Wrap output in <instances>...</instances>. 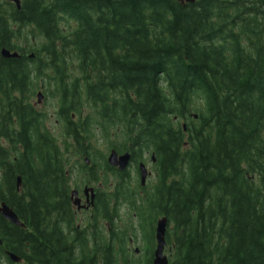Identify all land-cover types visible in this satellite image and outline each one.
Here are the masks:
<instances>
[{"label": "trees", "instance_id": "1", "mask_svg": "<svg viewBox=\"0 0 264 264\" xmlns=\"http://www.w3.org/2000/svg\"><path fill=\"white\" fill-rule=\"evenodd\" d=\"M2 48L0 201L25 227L0 215V264H152L164 216L169 264H264V0H0ZM97 137L154 156L155 183ZM75 171L99 194L64 229Z\"/></svg>", "mask_w": 264, "mask_h": 264}, {"label": "water", "instance_id": "2", "mask_svg": "<svg viewBox=\"0 0 264 264\" xmlns=\"http://www.w3.org/2000/svg\"><path fill=\"white\" fill-rule=\"evenodd\" d=\"M17 4V7H20V0H12ZM187 2H194L195 0H186ZM0 55L5 58H17L19 57L18 52H11L9 49L3 48L0 50ZM44 96L41 92L38 93V102H42ZM186 125H184V128ZM131 161V153L126 152L124 154H118L115 150H111L108 156V163L111 166L117 167L120 171H124L127 169ZM140 175H141V184L145 185L146 179L148 177V170L144 163L139 165ZM21 179L18 178V186L20 185ZM77 191H72V196L76 195ZM94 198V197H93ZM93 203V202H92ZM74 204H80L79 199L74 200ZM80 208V206L78 207ZM0 214L13 223L16 226L24 227V223L21 222L16 212L9 207L5 202L0 203ZM168 226V219L167 217H162L157 221L156 228H155V241L156 247L153 254V261L152 264H169L168 256L165 253L166 248V231ZM3 244V241L0 238V245ZM138 252L139 249H136ZM8 256L13 262H21V258L14 253L8 252Z\"/></svg>", "mask_w": 264, "mask_h": 264}, {"label": "flooded vegetation", "instance_id": "3", "mask_svg": "<svg viewBox=\"0 0 264 264\" xmlns=\"http://www.w3.org/2000/svg\"><path fill=\"white\" fill-rule=\"evenodd\" d=\"M46 98V95H45ZM41 103L38 102H34V105L36 106V108L40 111H43V109H40L38 106ZM46 111V110H44ZM47 129L50 132H53L54 130L51 128L50 125H46ZM3 142H5L3 140ZM126 151L123 152H118L119 154H122ZM140 162H144L146 164L145 161H139L138 164ZM150 165L151 167L148 168L150 176L156 174L155 168H154V163L156 162L155 159H153V157L150 158ZM133 163V161L131 160V164ZM87 164H89V161H87ZM147 166V164H146ZM114 167V166H113ZM116 170H118L117 167H114ZM135 173L138 175L139 177V168L138 165L137 167H133ZM98 167H96L94 170L96 172H98ZM73 178H71L69 180L70 183V190H69V199L71 201V206L73 209V214L71 216V218L69 219V223L67 222H62L63 223V228L64 229H85L86 225L89 223V221H93V215H94V206H95V202L97 201V197L99 194V180H95V182L93 180L90 179H85L84 174H81L80 172L75 171V173H73ZM133 181V180H132ZM114 182V181H113ZM112 183V186H114V183ZM72 191H77L78 193L76 195H74V197L72 196ZM94 197V198H93ZM75 199H79L80 200V208H78L77 205L74 204V200ZM93 202V203H92Z\"/></svg>", "mask_w": 264, "mask_h": 264}, {"label": "rangeland", "instance_id": "4", "mask_svg": "<svg viewBox=\"0 0 264 264\" xmlns=\"http://www.w3.org/2000/svg\"><path fill=\"white\" fill-rule=\"evenodd\" d=\"M33 102H37L36 96L33 98ZM38 107L40 109H43V110L50 112L52 115L56 111L57 105H56V103L54 104V102L51 99L43 98L42 103L39 104ZM54 119L55 118L53 116L52 122L54 121ZM50 125H51V128H53V130H55L54 133L56 134L57 133L56 127H54L52 123ZM95 142H97V147L100 151H103V152L105 151L106 156L110 153V149H108V150L106 149V141L104 140V138L97 137V138H95ZM150 163H151L150 160H146L147 168L151 167ZM130 169H132V168H130ZM131 174H132L131 176H132V180H133L132 184L134 186L135 184H137L139 182V179H138L139 177L135 173L134 169L131 170ZM106 179L108 181H111V182L114 181V179L113 178L110 179V177H107ZM147 183H148V184H146L147 186H150L151 184L155 183V175L150 176L148 178ZM124 211L125 210L123 209L121 213H124ZM132 242L134 243V245L132 247L133 249H135V248L140 249V252H138L136 254L142 256L144 253V249H143L144 243H143L142 239L140 238V236L138 237V239L136 238Z\"/></svg>", "mask_w": 264, "mask_h": 264}]
</instances>
